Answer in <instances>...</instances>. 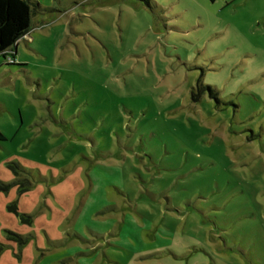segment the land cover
<instances>
[{"label": "rangeland", "instance_id": "obj_1", "mask_svg": "<svg viewBox=\"0 0 264 264\" xmlns=\"http://www.w3.org/2000/svg\"><path fill=\"white\" fill-rule=\"evenodd\" d=\"M32 1L0 264H264V0Z\"/></svg>", "mask_w": 264, "mask_h": 264}, {"label": "trees", "instance_id": "obj_2", "mask_svg": "<svg viewBox=\"0 0 264 264\" xmlns=\"http://www.w3.org/2000/svg\"><path fill=\"white\" fill-rule=\"evenodd\" d=\"M34 5L38 7V4L32 0H0V56L5 57L6 62L12 60V62H7L9 64L15 63V47L18 40L30 30ZM0 140H5L2 132H0ZM13 165L11 167L16 172V164ZM16 181L21 182L17 178L14 179V182ZM29 185L31 183L24 180L20 185V189H25ZM8 209L16 211V205L14 203L9 204ZM22 220H26L24 216Z\"/></svg>", "mask_w": 264, "mask_h": 264}, {"label": "crops", "instance_id": "obj_3", "mask_svg": "<svg viewBox=\"0 0 264 264\" xmlns=\"http://www.w3.org/2000/svg\"><path fill=\"white\" fill-rule=\"evenodd\" d=\"M18 46H19V40H18V42H17V44H16V47H15V54L17 53V48H18ZM0 72H1V61H0ZM1 132V131H0Z\"/></svg>", "mask_w": 264, "mask_h": 264}, {"label": "built area", "instance_id": "obj_4", "mask_svg": "<svg viewBox=\"0 0 264 264\" xmlns=\"http://www.w3.org/2000/svg\"><path fill=\"white\" fill-rule=\"evenodd\" d=\"M10 62H12V60H10Z\"/></svg>", "mask_w": 264, "mask_h": 264}]
</instances>
